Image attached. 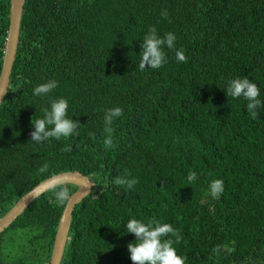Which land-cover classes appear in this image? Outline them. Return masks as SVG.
I'll list each match as a JSON object with an SVG mask.
<instances>
[{
    "label": "trees",
    "instance_id": "16d2710c",
    "mask_svg": "<svg viewBox=\"0 0 264 264\" xmlns=\"http://www.w3.org/2000/svg\"><path fill=\"white\" fill-rule=\"evenodd\" d=\"M9 6L0 0V71ZM151 26L176 40L162 49L165 64L141 70ZM179 49L187 63L177 62ZM243 77L260 89L256 119L246 100L226 94ZM50 80L55 89L33 95ZM6 92L0 219L52 175L92 180L61 264H132L126 224L153 217L179 231L173 247L185 264H264V0H25ZM59 98L79 135L31 142V120ZM115 107L123 110L111 125L115 147L105 149L104 111ZM126 173L139 181L133 189L113 183ZM217 179L223 191L213 198ZM65 204L49 190L28 205L0 233V264H49Z\"/></svg>",
    "mask_w": 264,
    "mask_h": 264
},
{
    "label": "clouds",
    "instance_id": "9594fccd",
    "mask_svg": "<svg viewBox=\"0 0 264 264\" xmlns=\"http://www.w3.org/2000/svg\"><path fill=\"white\" fill-rule=\"evenodd\" d=\"M161 15L163 18H166V10L162 12ZM175 40L176 36L173 33H166L163 38H160L157 35L156 27H149L148 33L144 36L141 44L139 68L141 70L145 68H160L167 62L165 53L162 49L164 47L169 49L174 48ZM175 58L177 62L187 63V57L183 49L176 50ZM56 87L57 81L50 80L37 86L33 91V95H47ZM226 94L233 98L242 97L246 100L247 111L251 114L253 119L257 118L258 113L256 109L261 105V101L257 99L260 95V89L247 77L230 80L228 82ZM67 109L68 101L64 98H59L51 102L50 109L45 108L43 110V118L36 119L35 121L31 120V126L34 129L29 134L31 142L41 143L49 138L59 140L61 137L68 138L71 136H78L79 132L77 130L80 124L78 121L66 118ZM122 113L123 110L120 107L106 109L104 111V131L107 133L104 139L105 149L115 147L112 138L114 129L111 125L114 119L120 117ZM49 126H51V128H49ZM70 150V148L65 149V151ZM48 168L49 164L45 163L38 169V172L45 173L48 171ZM129 175L130 174L126 173L125 176L117 177L113 183L119 186H125L128 189H133L139 181L135 178H128ZM196 179L197 174L195 172H189L186 177L188 183H192ZM50 190L53 191L55 200L60 205L70 202L73 197L68 188L63 184H53ZM209 191L213 198H218L223 191V181L218 179L213 180L209 185ZM126 231L127 233L133 234L136 241L135 243H129L127 245L129 259L132 264H185L186 258L177 255L176 249L173 247L174 243H179L181 236L179 231L174 229L170 224L160 223L154 217L146 224L137 219H130L126 224ZM169 235L174 236L175 241L172 239H164V237Z\"/></svg>",
    "mask_w": 264,
    "mask_h": 264
},
{
    "label": "water",
    "instance_id": "95a60500",
    "mask_svg": "<svg viewBox=\"0 0 264 264\" xmlns=\"http://www.w3.org/2000/svg\"><path fill=\"white\" fill-rule=\"evenodd\" d=\"M24 3L25 0H10L9 24L3 46L2 66L0 71V93H3L0 94V104L5 98L6 90L10 84V75L19 42L20 24ZM53 184L71 185L76 188L72 193L73 197L70 202H66L61 213L49 259V264H61L68 240L74 208L83 198L91 194L94 189L92 180L83 174L72 171L62 172L41 181L35 187L26 192L0 219V233L7 228L28 205L41 195L48 192Z\"/></svg>",
    "mask_w": 264,
    "mask_h": 264
},
{
    "label": "rangeland",
    "instance_id": "374dc122",
    "mask_svg": "<svg viewBox=\"0 0 264 264\" xmlns=\"http://www.w3.org/2000/svg\"><path fill=\"white\" fill-rule=\"evenodd\" d=\"M122 99H123V98H122ZM21 237H22V235L19 234V238H21ZM4 240H7V239L4 238ZM8 248H9V250H11V244H9Z\"/></svg>",
    "mask_w": 264,
    "mask_h": 264
}]
</instances>
